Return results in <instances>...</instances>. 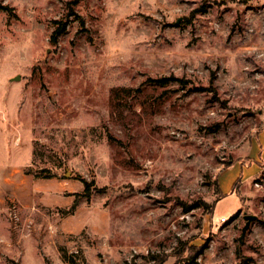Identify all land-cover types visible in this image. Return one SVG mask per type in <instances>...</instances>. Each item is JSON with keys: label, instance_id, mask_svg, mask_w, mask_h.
I'll list each match as a JSON object with an SVG mask.
<instances>
[{"label": "rangeland", "instance_id": "374dc122", "mask_svg": "<svg viewBox=\"0 0 264 264\" xmlns=\"http://www.w3.org/2000/svg\"><path fill=\"white\" fill-rule=\"evenodd\" d=\"M78 251L264 264V0H0V264Z\"/></svg>", "mask_w": 264, "mask_h": 264}, {"label": "trees", "instance_id": "16d2710c", "mask_svg": "<svg viewBox=\"0 0 264 264\" xmlns=\"http://www.w3.org/2000/svg\"><path fill=\"white\" fill-rule=\"evenodd\" d=\"M53 24H54V30L51 34V40L53 42H55L57 37L60 36L65 31L67 21H63L62 19L54 20ZM169 81L183 82V80H181L179 78H175V77L161 78V79L156 80V82H158L159 84H166ZM81 182L84 184V192L82 193V195L85 197H88L90 194L91 183L86 182L84 179H81ZM78 195H80V194H78ZM77 254H79V255H77ZM80 256L82 258V254L80 251H78V253H72L70 255H68L67 253H62V255H61L64 262H66L67 264H77L76 259L79 258ZM174 264H176V263H174Z\"/></svg>", "mask_w": 264, "mask_h": 264}, {"label": "crops", "instance_id": "0c3cea01", "mask_svg": "<svg viewBox=\"0 0 264 264\" xmlns=\"http://www.w3.org/2000/svg\"><path fill=\"white\" fill-rule=\"evenodd\" d=\"M242 172H243V169H242Z\"/></svg>", "mask_w": 264, "mask_h": 264}]
</instances>
